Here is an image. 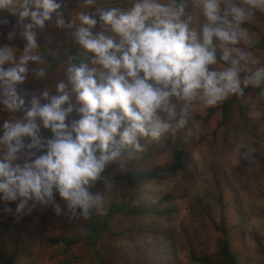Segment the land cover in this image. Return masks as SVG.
<instances>
[{
  "label": "rangeland",
  "instance_id": "374dc122",
  "mask_svg": "<svg viewBox=\"0 0 264 264\" xmlns=\"http://www.w3.org/2000/svg\"><path fill=\"white\" fill-rule=\"evenodd\" d=\"M56 2L61 5L57 11L65 20L63 28L56 26L55 14L50 21H45L43 28L35 26L30 16L21 20L20 12L25 8L35 10V0H13L11 5L0 9V19L7 17L9 21L7 25L0 26V47L11 48L18 62L27 43L23 35L25 26L32 25L28 30L35 34L37 52L41 56L40 62L28 63L26 79L16 85L18 94L25 98V108L33 95L40 97L42 104L47 103L43 93L57 95L56 86L60 82L67 85L71 103L74 109L78 108L66 66L59 64L50 71L51 64L45 59V54L64 62L69 60L68 42L76 37L81 12L97 20L91 29L93 34L103 32L119 42L110 26L100 21V10L116 8L124 11L139 0H92L91 4L87 0ZM234 2L248 8L243 0ZM185 11L191 17L189 26L199 32L207 22L202 0H187ZM251 11L254 14L241 25L248 34V40H242L236 46L250 56L247 64L242 62V89L251 85L244 84L246 77L264 67V11ZM10 33L12 39L8 38ZM214 44L217 63L210 67L223 70L229 62L220 59L223 50L220 42L214 40ZM73 45L80 53H89L77 40ZM11 66V63L4 65L5 68ZM88 66L102 70L92 61ZM39 69L44 70L43 77L37 76ZM231 98L232 94L225 101ZM4 99L0 89V135L5 122H27L25 112L9 110L3 103ZM172 102L178 114L185 107L183 100L173 98ZM220 107L221 103L205 106L197 99L188 106L184 128L156 139L138 136V148L133 145L118 147L120 136L116 135V143L110 145L109 151L118 148L119 154L104 167L113 175L145 173L158 166L170 168L174 142L182 144L185 168L157 179L143 178L133 185L125 181L99 179L95 185L89 186L90 193L101 197L89 210V214L94 212L95 217L106 213L111 203L127 202L133 198L137 204L151 205L166 195L171 196L161 207L172 213L165 218H125L115 214L109 220L111 233L101 235L100 252L111 264H197L191 262L190 252L197 258L204 256L217 261L222 228L240 264H264V84L259 86V92L249 91L241 106L233 107L225 120ZM79 118L75 110L69 114L66 118L69 130ZM36 122L40 124L39 118ZM39 136L44 142L52 137V132L41 126ZM29 142L30 139L26 138L25 143ZM32 151L38 156L46 149ZM3 152L0 145V155ZM26 153L27 149L21 150L18 154L20 159L16 162L22 163ZM18 203L19 200L0 201V264L8 261L10 264H98L81 239L86 235L89 214L85 217L77 209L74 215L55 190L51 203L29 201L23 212L17 213ZM56 205L60 207L59 213L55 210ZM6 207L11 211H5ZM52 239L76 242L67 247L62 242L50 243Z\"/></svg>",
  "mask_w": 264,
  "mask_h": 264
},
{
  "label": "clouds",
  "instance_id": "9594fccd",
  "mask_svg": "<svg viewBox=\"0 0 264 264\" xmlns=\"http://www.w3.org/2000/svg\"><path fill=\"white\" fill-rule=\"evenodd\" d=\"M87 2L91 4L92 0ZM12 3L0 0V9ZM243 3L247 9L234 0H202L207 22L199 32L189 26L187 0H139L124 11L100 10V21L110 26L119 42L103 32L93 34L91 29L97 20L81 12L76 40L94 54L92 63L102 70L86 63L67 68L71 91L79 104L75 109L64 82L57 84V95L43 93L47 103L42 104L41 98L33 95L24 107L25 98L18 94L16 85L26 79L29 62L41 61L35 34L28 30L32 25H26L23 35L27 43L18 62L11 48L0 47L3 103L9 110L24 111L27 120L3 124L0 201L19 200L16 212L21 213L29 201L53 202L55 190L74 215L80 209L87 217L90 208L101 200L90 193L89 186L100 177L106 163L119 154L118 149L109 151L117 134L122 146L138 148V136L156 139L184 128L193 101L215 106L231 94L243 95L240 73L242 62L247 64L250 56L236 46L242 40L247 42L248 34L241 25L254 14L251 10L264 11V0ZM60 6L56 0H35V10L25 8L20 17L30 16L35 26L43 28L55 14L56 26L63 28L65 20L57 11ZM8 23L7 17L0 19V26ZM8 38L12 39L11 33ZM214 40L223 48L220 59L229 62L219 71L210 67L217 63ZM8 63L13 66L5 68ZM44 75L43 69L37 71V76ZM244 84H264V67L248 75ZM173 98L185 102L179 114ZM74 110L80 118L69 130L66 118ZM41 126L52 132L44 142L39 136ZM24 138L30 142L26 144ZM24 149L25 159L17 163ZM40 149H46L44 154L37 156L32 151ZM55 210L59 213L60 207L56 205Z\"/></svg>",
  "mask_w": 264,
  "mask_h": 264
},
{
  "label": "trees",
  "instance_id": "16d2710c",
  "mask_svg": "<svg viewBox=\"0 0 264 264\" xmlns=\"http://www.w3.org/2000/svg\"><path fill=\"white\" fill-rule=\"evenodd\" d=\"M76 41V37H73L68 42V56L69 60L65 61L61 60L56 57H50L45 54V59L50 62L51 67L50 71H52L57 65L64 64L66 66V69L72 65H79L81 63L89 64L94 54L89 53H80L79 50L73 45ZM243 95H235L232 94V98L227 101H223L221 103V115L222 119L225 120L228 113L233 107H240L241 101L244 98V96L252 90H255L256 92H259V87H254L250 85L249 87L243 88ZM26 140V138H25ZM122 146L121 144H118V147ZM127 146V145H124ZM118 149V148H116ZM172 166L170 168L165 167H156L153 170L145 173H136L134 175H113L109 172V170H103L100 174V177L93 182L95 185L99 179L101 181L104 180H113V181H125L129 185H133L138 180H143V178H148L150 180L157 179L161 175L166 174L168 172L172 171H183L185 168L184 164V152L182 149V144L179 142H174L172 144ZM171 199L170 195H166L162 197L161 199L157 200L154 204L151 205H145V204H137L135 200L130 199L127 202H120L118 204L111 203L109 206V209L106 211V213L100 215V217H95L94 212L89 214L90 219L87 220L86 229H85V237L81 238L85 245L89 248L91 253L93 254L95 260L98 264H111L104 255L100 252V239L101 235L103 233H111L109 229V220L115 215L118 214L121 217L125 218H141V219H150L154 216V218H165L167 216H170L172 213L167 210L166 208H161L162 205ZM160 208V209H159ZM91 211V209H90ZM153 218V219H154ZM223 235L221 237V240L218 242L217 247V255L219 257V260L217 261H211L207 257L200 256L196 257L193 252L189 253L190 260L192 263L197 264H240L238 261V258L236 254L232 251L229 242L226 238V232L224 229H221ZM60 242L64 243L67 247L72 246L76 241L75 240H65V239H52L50 243L56 245ZM4 264H10L8 261Z\"/></svg>",
  "mask_w": 264,
  "mask_h": 264
}]
</instances>
